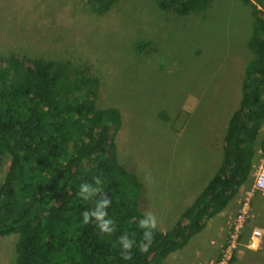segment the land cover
Segmentation results:
<instances>
[{
	"label": "trees",
	"instance_id": "16d2710c",
	"mask_svg": "<svg viewBox=\"0 0 264 264\" xmlns=\"http://www.w3.org/2000/svg\"><path fill=\"white\" fill-rule=\"evenodd\" d=\"M170 1H177L176 13L186 14L202 9L208 0ZM88 2L90 10L101 14L116 0ZM157 3L167 8V0ZM253 12L254 29L247 45L254 58L246 67L243 86L251 91L244 98L257 102L264 90V15H258L255 6ZM31 63L17 58L0 67V166L9 162L0 185V234L19 233L15 264H155L180 246L179 239L201 228L200 220L209 209L212 215L225 208L243 183L264 123L260 100L243 114L235 112L220 167L184 213L189 223L164 235L154 230L148 252L141 253L145 229L139 227L135 208L139 183L118 164L111 134L120 124L119 111L96 108L90 96L95 95L98 80L70 63L37 59ZM95 177L101 179L100 185ZM83 183L102 192L85 200L79 194ZM104 193L111 204L99 210L105 208L112 219L111 234L100 231L95 216L82 223L81 213L96 211ZM112 210L122 215L124 224L114 225ZM124 234L133 240L132 249L125 250L131 251L130 260L121 257L118 238Z\"/></svg>",
	"mask_w": 264,
	"mask_h": 264
},
{
	"label": "rangeland",
	"instance_id": "374dc122",
	"mask_svg": "<svg viewBox=\"0 0 264 264\" xmlns=\"http://www.w3.org/2000/svg\"><path fill=\"white\" fill-rule=\"evenodd\" d=\"M249 1L264 9V0ZM117 2L120 9L114 5L113 12L98 15L86 10L91 5L86 0H0V51L8 53L17 42V54L27 65L36 58H72L88 64L90 73L100 79L97 106L124 113V131L113 135L118 163L134 169L141 149L149 155L150 149H162L149 161L157 167L175 144L179 148L198 144L199 152L191 153L175 184L199 189L217 171L225 126L239 105L242 66L252 56L246 46L253 30L252 6L247 0H210L204 10L179 15L160 11L151 0ZM186 79L189 85L182 86ZM160 80L162 92L157 93L165 95L164 103H144L141 95L148 96ZM6 168V164L0 168V182ZM162 187L155 173L153 187H145L143 194L157 199ZM147 209L159 226L171 228L183 208ZM256 212L264 215L263 203L257 204ZM210 237L207 231L194 236L180 251L177 264L201 263L198 251L204 245L198 243L205 238L207 245ZM17 240L16 233L0 237V264L16 263ZM260 252L264 256V244ZM177 260L178 255L170 254L162 264ZM261 263L258 256L234 264Z\"/></svg>",
	"mask_w": 264,
	"mask_h": 264
},
{
	"label": "clouds",
	"instance_id": "9594fccd",
	"mask_svg": "<svg viewBox=\"0 0 264 264\" xmlns=\"http://www.w3.org/2000/svg\"><path fill=\"white\" fill-rule=\"evenodd\" d=\"M86 1L88 2V0ZM151 1L156 4V7L160 11L164 10L166 12L171 11L173 13H176L177 1L172 2L170 0H167L166 9H162L158 5L157 0H151ZM209 1L210 0H208L207 3L203 6V8L200 10H204L207 4L209 3ZM247 2L252 6V15L254 19H255V13L253 12V6H255L258 9V12H257L258 15H261V16L264 15V9L260 4H258L256 1L251 2L247 0ZM114 5L118 6L120 9V5H118V2L116 0V2L112 4L111 9L101 14L105 15L109 12H113L111 10ZM85 8L88 12L97 13L95 11L88 9L87 6ZM200 10H193L190 12L200 11ZM101 14H98V15H101ZM179 15H184V14H179ZM254 19L252 21L253 29H254ZM252 32H251V35H252ZM250 37L248 38V40L250 39ZM247 42H246V46L249 49ZM59 47L60 46H57V49H59ZM53 49H56V46L53 47ZM18 50H20V44H18L17 42H14L11 44L8 53L0 51V67L7 64V62L11 59L20 58L23 61H25L26 58L24 56L22 57L18 56L17 54ZM82 51L86 53V57H87L88 56L87 52L84 49ZM249 51L252 53V56L243 63L245 65V68L244 66H242V77H241L243 79L242 86H241L242 94H241V98L239 101V105L234 111H232L231 116L228 119V122L225 126L224 137L227 136L226 135L227 130L232 121L233 116L235 115V112H239L241 110L240 113L243 114L249 108H253L259 100L260 101L257 104L264 102V90L259 92V100L257 102H254L251 98H248V99L244 98L245 93L251 92L248 87L243 86V82L246 77V69H247L246 67L248 63L252 61L254 58L253 52L250 49ZM36 59L44 61V59L42 58H36ZM36 59L27 60V61H34ZM45 60H53V61H57L58 63H60L61 61L68 62L71 64V67L74 68L76 71L80 69L84 72L85 76H89L90 78H96L98 80L96 93L94 96H90V97L93 98L96 108L104 109L103 107L97 106V99L98 97H100V94L102 91L100 79L95 74L90 73L88 64L82 66L81 64L76 63L74 59L72 58L70 59L66 58V60L45 58ZM32 63L30 64V66L32 65ZM72 82H73V78L69 71L68 83H72ZM184 82L186 85H189L188 79L183 80L182 86L184 85ZM260 90H262L261 87H260ZM110 108H114V107H110ZM119 114H120V124L118 127L111 130L112 136L117 131H119L120 126H121L122 113L119 111ZM225 140L226 138H224V141L222 144V158L216 170H218V168L220 167L222 159H223V154H224L223 148H224ZM263 143H264V123L261 126L258 133L256 134V139L254 143V157L249 163L247 171L244 174L246 175L245 179L243 183L239 186L237 193L233 196V198L230 200L227 206L212 215L210 214L211 211L209 209V211L200 220L201 228L198 231L187 235L185 238L179 239L180 246L171 250L164 256H160L159 261L155 264H162L163 260L170 254L178 255V260L174 264L179 263L181 259L180 251L184 247L188 246L189 243H191L194 236L200 235L203 231H207L209 236L211 237L207 245H205V242H206L205 238L202 239L200 243H198V244L202 243L204 245V247L200 251H198L199 254L201 255V258L203 259V261H200L201 263L199 264H234L240 261L249 262V261L255 260L258 256L262 257L261 264H264V256L262 255L263 251L260 252L264 244V218H260V217L264 215H261L256 212L257 204L259 203L264 204V145ZM115 147H116V153H117L118 148H117L116 143H115ZM5 164L7 165L6 169L8 170V166H9L8 161H3L0 168L4 167ZM121 166L128 172H131L132 174H134L137 182L139 183L138 192L140 193V196L139 198L136 199L135 208H137V212H138L139 227L142 229H145V231L143 232L142 241L139 244V250L141 253L148 252L153 242V231L154 230L164 235V234L172 232L175 229L182 228L183 226L189 223V220L187 217L184 216V213L193 204L197 195L202 191V189L205 187L207 182L213 176L212 175L209 179H207L205 184L202 187H200L199 189H196L197 190L196 192L188 196L184 203L177 204L173 200L172 193L169 191H161L157 199L145 196L142 191V182L139 179L137 173L135 172V169H127L124 165H121ZM7 170H5L4 176ZM94 181L96 185H100L102 183L99 177H95ZM2 182H0V185ZM248 182H250V185ZM242 189L244 190L242 191ZM99 192H102L100 188L93 187L89 183H83L80 185V188H79V194L85 200L91 199L92 197L95 196L96 193H99ZM259 198L261 200H258ZM110 204H111V200L108 198L107 194L104 193V198L101 201L96 202V205H95L97 209L96 211H92V212L84 211L81 213L83 217L82 223L88 224L90 222L89 216L90 215L95 216L96 221H97V226L99 227L100 231L102 233L111 234L115 230L113 226V221L107 214V211L105 210V208H102V211L99 210L101 207L107 206L108 208ZM155 205H163L164 208H183L178 213L176 218L173 220L175 221V225H173V227L168 228V225H164V224H161L160 226L158 225L159 220L157 219V217L150 210L147 209L149 207L152 208ZM111 213L113 215L114 225L116 227L124 224V219L122 215L117 214L114 210H112ZM165 218H167L166 215H165ZM133 219L136 220L137 218L134 217ZM9 234H13V233H3V234H0V237L3 235H9ZM16 234H18V240H19L20 235L18 232ZM118 242L123 245V249L121 251V257L125 260L132 259L131 251H125V250L132 249L133 240H130L128 238V235L124 234L118 238Z\"/></svg>",
	"mask_w": 264,
	"mask_h": 264
},
{
	"label": "crops",
	"instance_id": "0c3cea01",
	"mask_svg": "<svg viewBox=\"0 0 264 264\" xmlns=\"http://www.w3.org/2000/svg\"><path fill=\"white\" fill-rule=\"evenodd\" d=\"M160 68V67H155ZM162 82L160 80L156 83L155 87L151 90L148 96L141 95L142 101L144 103H148L147 100L152 102H163L165 101V95L157 92H162L159 84ZM173 98L175 96L173 95ZM165 108L164 105L161 106ZM152 107H150V110ZM122 113V112H121ZM124 113H122V122L120 126V130L124 131ZM159 132V131H158ZM162 133H166L165 130ZM126 139H124V142ZM194 147H198V144H185L181 148L177 144H175L171 150L168 151L167 159L159 163L157 167H152L149 164L150 158L152 156H157L160 150L162 149H150L151 155H149L145 150L141 149L142 156L140 158H136L133 162L135 166V172L137 173L139 179L142 182V191L145 187H153L154 185V174L158 173L160 175L161 180L163 181V187L161 191H169L172 193L173 200L177 204H182L185 202L188 196L196 192L197 190L190 191L188 187L182 188L175 184L177 179V173L180 171L182 166L189 165L190 155L194 152Z\"/></svg>",
	"mask_w": 264,
	"mask_h": 264
}]
</instances>
